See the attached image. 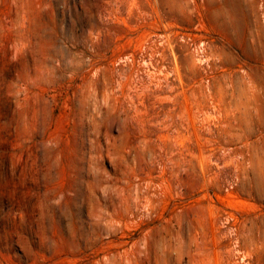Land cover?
Returning a JSON list of instances; mask_svg holds the SVG:
<instances>
[{
  "label": "rangeland",
  "instance_id": "obj_1",
  "mask_svg": "<svg viewBox=\"0 0 264 264\" xmlns=\"http://www.w3.org/2000/svg\"><path fill=\"white\" fill-rule=\"evenodd\" d=\"M0 264H264V0H0Z\"/></svg>",
  "mask_w": 264,
  "mask_h": 264
}]
</instances>
